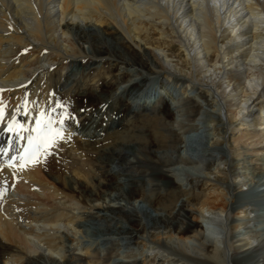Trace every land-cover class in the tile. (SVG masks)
I'll list each match as a JSON object with an SVG mask.
<instances>
[{
    "label": "bare ground",
    "instance_id": "bare-ground-1",
    "mask_svg": "<svg viewBox=\"0 0 264 264\" xmlns=\"http://www.w3.org/2000/svg\"><path fill=\"white\" fill-rule=\"evenodd\" d=\"M85 59L109 61L114 84L96 88L94 110L82 105L65 118V138L51 147L60 158L51 149L21 160L37 118L67 111L54 92L55 67L67 62L70 85L94 69ZM186 96L201 104L200 116L162 151L174 157L158 177L190 189V174L204 187L182 197L178 218L154 210L150 184L127 169L140 147L131 141L147 140L126 128L153 106L185 123ZM0 106V264H100L106 245L117 253L106 264H264L256 250L264 243V0H0ZM13 117L19 133L8 128ZM155 126L152 138L164 141ZM92 152L98 168L117 167L101 171V192L86 184Z\"/></svg>",
    "mask_w": 264,
    "mask_h": 264
},
{
    "label": "rangeland",
    "instance_id": "rangeland-1",
    "mask_svg": "<svg viewBox=\"0 0 264 264\" xmlns=\"http://www.w3.org/2000/svg\"><path fill=\"white\" fill-rule=\"evenodd\" d=\"M170 49L173 54H176L178 49L176 45H171ZM85 65L89 67H94V69H86L83 74H80V72L76 75L75 81H72V84L68 85L65 81L66 73L65 69L63 70V65L67 64L65 62L64 64L60 63L58 66L55 67L54 71L52 72V83L54 87V92L59 99V106L60 111H63L65 108H67V113L72 114L75 118L78 117L80 106L89 104L93 110L97 107L96 103V88L99 89L100 85L102 88L106 90L107 86H110L114 84L112 81L106 82V76L110 77L114 75V69L110 66L109 61L105 62L103 65L101 62H96L94 64H91V59H85L83 61ZM99 65V66H97ZM97 74V75H96ZM105 80V83H102ZM178 83V82H177ZM184 83V84H183ZM178 83L179 86L184 87V90L187 88L185 87V82ZM75 84V85H74ZM84 91L83 93H80V95L77 93L79 90ZM203 98L205 99V102L207 105H210L213 100L208 99V96L204 92ZM126 101V100H124ZM159 101V100H158ZM161 103V101H159ZM179 104L184 107V115L181 116V120L185 123H182L180 125V121H177L176 118H174L173 111H170L168 113L162 111V107L160 106H153L150 111H143L141 110V113H139L138 116H134L130 118L128 121V127L126 130L133 131L134 133H137V135L143 136L144 140L142 143L131 141L132 143H135L136 145L140 144V147L138 148L137 153L134 156H129L128 159V167L134 175L138 179H141V181L148 182L150 185V189L148 190L149 193H152L154 195L153 199L147 200V203L150 204V206L156 210V211H164L169 217L172 216H178L180 218V214L176 213L179 212L178 210V202L187 194H193L197 191H200L203 189L204 184L202 181H198V179L192 177L190 174L188 177L192 178L189 179L194 183L195 181L197 184L190 186V189H186L185 186H182L178 182L174 180L172 177H167L169 179V183H171L169 186L162 181L159 177H164V174L162 172H166V169L168 168L170 164V160L173 159V153L171 157L166 158L163 156L162 151L165 149H174L176 145L180 144V136L186 132H191L195 129L194 123L196 119L200 116L201 113V104H198L193 96H186L183 97L182 100L179 101ZM61 105L65 107H61ZM203 107V106H202ZM159 108V109H158ZM155 111H154V110ZM161 109V110H160ZM107 115L111 119L114 118V109L113 107H109L107 110ZM162 111V112H161ZM173 112V113H172ZM127 117V116H125ZM74 118V119H75ZM74 119L67 118L68 122H72ZM159 123L161 125V128H159V132L161 135L165 136L164 141H157L156 139H153L152 134L156 130V124ZM185 125L187 127H185ZM163 127V128H162ZM186 128V129H185ZM184 130V132H182ZM236 130L235 126H231L230 131ZM148 138V139H147ZM171 138V139H170ZM152 141H151V140ZM128 140V139H127ZM133 144H131L132 146ZM142 146V147H141ZM172 146V147H171ZM52 148L49 150L51 151ZM51 155L57 154L60 158V153L52 149ZM158 153V154H157ZM161 154V155H160ZM89 163L86 165V170L90 171L91 174V182L89 181L87 184V188L90 189V187L95 186L97 188L98 192H101L103 188L100 186L99 182L102 180L101 171L104 169H108L113 165L114 168H117L115 166V163L110 162L109 164H104L99 167L98 159L99 155L97 152H92L88 156ZM164 157V158H163ZM68 161H71L69 157H67ZM55 165V163H54ZM75 165V164H74ZM77 166L80 167V163L77 162ZM213 163L209 164V167H212ZM67 171L65 162H61L58 167L55 168V174L57 176H60V178L64 177L65 173ZM159 176V177H158ZM97 183V184H96ZM195 187V188H193ZM124 189H128V187H123ZM126 189V190H127ZM201 192V191H200ZM177 214V215H176ZM206 221L202 222V225H198V228L200 230L204 231L205 235L203 236V240L206 242H211L212 237L208 235L209 226ZM218 225V224H217ZM208 228V229H207ZM201 238V237H200ZM256 244V243H255ZM116 245V246H123L120 242H110L109 246ZM107 246V245H106ZM99 248V252L97 253V257L101 259L100 264H106L109 262V260L117 254L116 250L112 249L111 251L106 248ZM124 247V246H123ZM256 250L258 251V258H262L263 252H264V243L257 245ZM104 249V250H103ZM142 249V246H139V248H133L130 247L128 250L130 253H139ZM208 253L210 252V248L207 249ZM192 254L200 255L197 253V250L192 249L190 250ZM129 253V254H130ZM86 260H83L82 264H86ZM88 263V262H87ZM262 263V262H261ZM260 263V264H261ZM160 264H162L160 262ZM259 264V263H256Z\"/></svg>",
    "mask_w": 264,
    "mask_h": 264
},
{
    "label": "snow or ice",
    "instance_id": "snow-or-ice-1",
    "mask_svg": "<svg viewBox=\"0 0 264 264\" xmlns=\"http://www.w3.org/2000/svg\"><path fill=\"white\" fill-rule=\"evenodd\" d=\"M11 27V25H9ZM27 51V49H24ZM61 107H65L61 105ZM55 111V109L51 110ZM0 116H3V109L0 106ZM65 118L74 119L75 117L72 114L67 113V111L58 113L57 117L54 118L51 115V112L42 113L40 117L37 118V127L33 129L36 133L35 136L28 137V146L25 148L23 153H20V159L25 162H37V158L43 154L48 155V150L52 145L59 139L65 138L64 133V120ZM22 125H17L15 117L12 121H9L8 128L10 131H19L22 129ZM68 138L71 137V133H68ZM0 152H7L6 149H0ZM15 159V157H13ZM24 165L22 164L21 167Z\"/></svg>",
    "mask_w": 264,
    "mask_h": 264
}]
</instances>
